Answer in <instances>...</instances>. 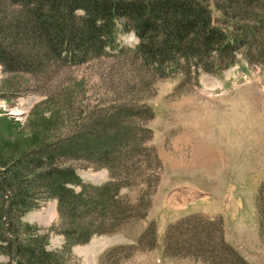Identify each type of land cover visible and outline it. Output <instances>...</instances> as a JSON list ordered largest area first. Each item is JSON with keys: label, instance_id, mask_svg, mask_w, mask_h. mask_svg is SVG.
Instances as JSON below:
<instances>
[{"label": "rangeland", "instance_id": "rangeland-1", "mask_svg": "<svg viewBox=\"0 0 264 264\" xmlns=\"http://www.w3.org/2000/svg\"><path fill=\"white\" fill-rule=\"evenodd\" d=\"M210 9L213 25L231 30L222 12L215 5ZM20 10L0 0V21L10 33ZM138 44L133 34L119 35L118 48L101 58L76 65L56 62L36 73H10L0 65V170L2 164L11 166L77 131L101 134L66 147V152L97 157L114 145L108 137L129 126L136 143L148 148L131 164L144 161L145 174L157 173L149 206L142 207L147 213L117 233L73 245L64 264H204L166 254L168 231L190 217L221 222L224 240L246 264H264V204L262 214L258 202L264 183V68L240 53L224 72H196L186 66L165 78L135 58ZM16 45L36 57L28 46ZM127 110L133 114L129 120ZM142 127L150 132L142 134ZM83 156L63 161L83 185L103 186L111 180L107 169L96 168ZM69 188L82 190L78 185ZM145 188H123L118 198L136 205ZM38 193L39 206L22 220L47 237V251L62 252L72 241L62 233L58 203ZM151 226L157 244L150 250L152 239L145 235ZM8 262L0 255V263Z\"/></svg>", "mask_w": 264, "mask_h": 264}, {"label": "trees", "instance_id": "trees-1", "mask_svg": "<svg viewBox=\"0 0 264 264\" xmlns=\"http://www.w3.org/2000/svg\"><path fill=\"white\" fill-rule=\"evenodd\" d=\"M9 1L21 8L12 21L13 33L0 21V65L10 73H36L56 62L76 65L101 58L109 49L118 48L119 35L123 34L135 35L139 40L135 58L165 78L186 66L195 67L196 72H224L235 65V55L240 53L249 63L264 68V0ZM212 5L222 12L231 30L213 25ZM20 15L23 20L17 18ZM8 42L10 48L5 46ZM18 43L28 46L36 57L17 50ZM131 115L127 110L125 120ZM128 132L129 126L123 133L108 137L114 145L97 157L66 152V147L101 134L77 131L34 151L33 157H23L11 166L1 165L0 255L9 262L0 264H64V256H71L73 245L85 244L93 236L117 233L131 220L144 219L147 208L142 207L149 206V190L157 173L145 174L148 166H143L144 161L131 164L134 158L145 156L148 148L138 140L136 143L137 138ZM149 132L141 128L142 134ZM81 155L96 168L107 169L111 180L103 186L83 185L75 170L63 162L80 159ZM131 176L137 177L134 182ZM69 185L81 186L82 190L76 193ZM140 185L146 188L138 204L119 200L123 188ZM38 192L58 203L62 233L72 241L62 252L47 251V237H41L38 227L22 220L39 206L35 202ZM258 202L263 214L264 183ZM148 235L151 250L157 244L154 226ZM166 248V254L173 258H191L204 264H246L224 240L222 223L208 218L190 217L173 225L166 236Z\"/></svg>", "mask_w": 264, "mask_h": 264}]
</instances>
